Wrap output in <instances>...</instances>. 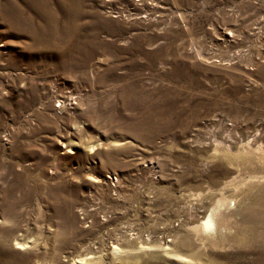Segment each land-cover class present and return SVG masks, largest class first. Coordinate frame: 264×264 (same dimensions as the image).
<instances>
[{
  "label": "rangeland",
  "instance_id": "obj_1",
  "mask_svg": "<svg viewBox=\"0 0 264 264\" xmlns=\"http://www.w3.org/2000/svg\"><path fill=\"white\" fill-rule=\"evenodd\" d=\"M215 138L264 144V0H0V264H264L182 227L240 174Z\"/></svg>",
  "mask_w": 264,
  "mask_h": 264
},
{
  "label": "bare ground",
  "instance_id": "obj_2",
  "mask_svg": "<svg viewBox=\"0 0 264 264\" xmlns=\"http://www.w3.org/2000/svg\"><path fill=\"white\" fill-rule=\"evenodd\" d=\"M60 103L61 106L65 105L64 101H61ZM207 144L214 146V152L219 154L224 161L229 163V165L238 166V172L240 174L236 175L229 170L227 174H229L228 176L230 177L225 179L224 182L219 183V191L217 195L211 198V202L203 203L202 208L205 210L199 211L196 218L188 220L186 224H182L183 228L185 226L188 227V229L184 230L188 231L186 235L189 241L194 237L201 244L203 243L207 246L209 245L218 249H246L255 247V245H263V142L258 141L255 145L247 143L244 149H237L236 145L227 146L226 143L225 146L229 148L221 147L220 144H222V141L218 138L214 139V143L210 142ZM233 144H235V141H233ZM95 149L96 146L93 144L91 146V151H94ZM150 232L152 233V231ZM150 232L148 233V236L151 234ZM154 233H156V230ZM120 241L123 243L115 244L116 246L111 254H118L125 251L134 252L135 250L140 251L144 248H152V246H146L149 244L142 240L138 234H135L133 241H130L129 239H120ZM30 243L31 242L29 241L16 240V244L20 246L29 245ZM138 244L139 247H136ZM196 244L194 246L198 247ZM80 256H75L72 259V264H91L94 260L103 258V256H86V258ZM184 257L189 262L193 263H202L204 260V255L202 257L200 254H196L193 251L184 255Z\"/></svg>",
  "mask_w": 264,
  "mask_h": 264
},
{
  "label": "built area",
  "instance_id": "obj_3",
  "mask_svg": "<svg viewBox=\"0 0 264 264\" xmlns=\"http://www.w3.org/2000/svg\"><path fill=\"white\" fill-rule=\"evenodd\" d=\"M107 178L109 179L110 184H111V186H112V187L109 189L110 192H111V195H114V196L117 197V192H116V188H117V186H116V183L118 182V179H119V178H117V174L114 173V172H113V173H108V174H107ZM80 215L83 216V220H85V222H87L88 217L85 215V212H84V211L81 212ZM104 222H106V220H105Z\"/></svg>",
  "mask_w": 264,
  "mask_h": 264
}]
</instances>
